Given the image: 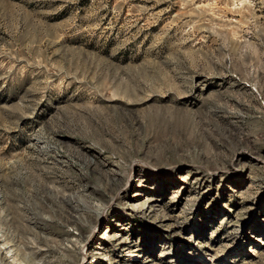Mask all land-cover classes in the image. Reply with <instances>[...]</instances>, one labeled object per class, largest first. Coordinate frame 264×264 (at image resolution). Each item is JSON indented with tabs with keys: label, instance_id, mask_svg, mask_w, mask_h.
Returning a JSON list of instances; mask_svg holds the SVG:
<instances>
[{
	"label": "rangeland",
	"instance_id": "obj_1",
	"mask_svg": "<svg viewBox=\"0 0 264 264\" xmlns=\"http://www.w3.org/2000/svg\"><path fill=\"white\" fill-rule=\"evenodd\" d=\"M0 264H264V0H0Z\"/></svg>",
	"mask_w": 264,
	"mask_h": 264
},
{
	"label": "bare ground",
	"instance_id": "obj_2",
	"mask_svg": "<svg viewBox=\"0 0 264 264\" xmlns=\"http://www.w3.org/2000/svg\"><path fill=\"white\" fill-rule=\"evenodd\" d=\"M153 190H154V188L152 187V191H153ZM139 197H140V193H139L138 191H137L136 194L132 195V198H133V199H136V198H139ZM148 202H149V204H150L149 207H150V206H153V207L157 206V205H156L157 200H155V199H152V200L149 199ZM153 203H154V204H153ZM152 209H153V208H152Z\"/></svg>",
	"mask_w": 264,
	"mask_h": 264
}]
</instances>
